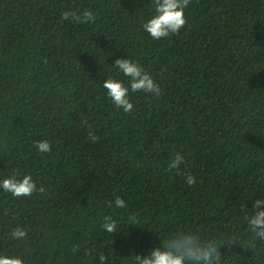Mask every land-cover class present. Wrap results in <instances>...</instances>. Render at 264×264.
Masks as SVG:
<instances>
[{
	"label": "trees",
	"instance_id": "trees-1",
	"mask_svg": "<svg viewBox=\"0 0 264 264\" xmlns=\"http://www.w3.org/2000/svg\"><path fill=\"white\" fill-rule=\"evenodd\" d=\"M152 3L0 0V181L18 171L37 185L19 198L0 188V255L135 264L191 230L232 242L222 264H264L241 211L264 199V0H190L186 25L160 40L143 28ZM85 9L94 23L62 20ZM116 59L137 62L160 95L130 90L132 112L117 107L103 88L112 78L130 89ZM177 154L179 173L168 171ZM17 227L25 238L11 237Z\"/></svg>",
	"mask_w": 264,
	"mask_h": 264
},
{
	"label": "clouds",
	"instance_id": "clouds-1",
	"mask_svg": "<svg viewBox=\"0 0 264 264\" xmlns=\"http://www.w3.org/2000/svg\"><path fill=\"white\" fill-rule=\"evenodd\" d=\"M190 0H153L155 14L143 24V28L150 34L152 39L160 40L168 38L171 35L179 34L180 30L186 25L187 20L184 15L185 8L189 5ZM62 20L72 19L76 23H94L95 15L90 9L85 10H68L61 14ZM113 67L119 69L124 76L130 78V89L122 81L108 78L103 84L107 90L108 97L113 103L122 108L125 113H131L133 103L129 98L131 92H145L159 96L161 93L160 86L154 78L145 71L137 62L130 59H116ZM87 123V121H82ZM88 136L92 142L97 141V137L89 132ZM35 147L41 153L51 151V144L48 141H39ZM184 157L177 154L168 164V171L177 170L179 173L180 165ZM19 172L0 181V188L4 192L10 193L13 197L31 196L37 191V185L30 174L17 178ZM186 183L192 186L196 183L193 175L186 176ZM44 193L43 187L38 189ZM117 208H125L126 202L119 196L114 201ZM264 205V199H257L253 208L255 211L251 214L242 206L241 211L245 213V220L248 229L255 234L259 240H264V210L260 209ZM111 206V205H110ZM130 221H135L134 216H129ZM134 225V224H133ZM103 229L108 233H114L117 229V222L111 216L104 217ZM27 236V230L17 227L11 232V237L16 240L23 239ZM232 245L230 240L219 242L216 240H203L198 232L186 231L178 232L162 243V247L153 249L146 257L135 255V264H222V255L220 246L223 244ZM80 250V246L73 247V253ZM88 254L87 252L85 253ZM108 257L100 253V264H106ZM0 264H25L19 256L0 255Z\"/></svg>",
	"mask_w": 264,
	"mask_h": 264
}]
</instances>
